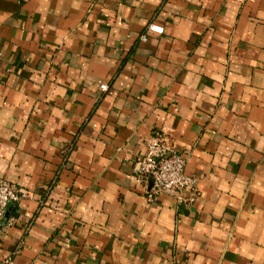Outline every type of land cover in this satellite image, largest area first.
Returning a JSON list of instances; mask_svg holds the SVG:
<instances>
[{
    "label": "crops",
    "instance_id": "1",
    "mask_svg": "<svg viewBox=\"0 0 264 264\" xmlns=\"http://www.w3.org/2000/svg\"><path fill=\"white\" fill-rule=\"evenodd\" d=\"M155 133L192 204L148 199ZM0 180V264H264V0H0Z\"/></svg>",
    "mask_w": 264,
    "mask_h": 264
},
{
    "label": "built area",
    "instance_id": "2",
    "mask_svg": "<svg viewBox=\"0 0 264 264\" xmlns=\"http://www.w3.org/2000/svg\"><path fill=\"white\" fill-rule=\"evenodd\" d=\"M162 34V27L150 24L139 40L146 42L149 35ZM106 90L107 85H100L101 92ZM186 163L187 156L177 152L168 137L160 133L153 134L147 141L145 155L135 163V174L139 178L151 180L148 199L153 202L159 196L167 195L178 204H192L197 197L198 181L185 174ZM25 197V191L0 180V236L14 223V219L6 218L7 209ZM2 264H12L11 258Z\"/></svg>",
    "mask_w": 264,
    "mask_h": 264
}]
</instances>
